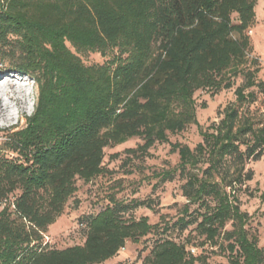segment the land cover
Masks as SVG:
<instances>
[{
    "label": "trees",
    "instance_id": "16d2710c",
    "mask_svg": "<svg viewBox=\"0 0 264 264\" xmlns=\"http://www.w3.org/2000/svg\"><path fill=\"white\" fill-rule=\"evenodd\" d=\"M255 3L0 0V63L37 87L24 124L0 130V264H101L149 234L155 237L139 264H207L206 255L187 249L190 239L165 236L190 226L198 245L217 247L228 264H264L238 198L253 176L249 162L264 153V121L249 108L251 88L264 93L247 35ZM89 52L106 59L84 64L81 55ZM238 76L244 81L235 102L203 128L194 94L229 89ZM190 125L201 137L193 147L169 141ZM133 137L142 142L128 155H144L155 143L177 154L175 167L156 174L160 182L181 181L185 202L176 219L151 224L132 215L137 207L153 209L151 198L110 195L100 211L82 217V244L43 245L77 180L106 174L105 149Z\"/></svg>",
    "mask_w": 264,
    "mask_h": 264
},
{
    "label": "rangeland",
    "instance_id": "374dc122",
    "mask_svg": "<svg viewBox=\"0 0 264 264\" xmlns=\"http://www.w3.org/2000/svg\"><path fill=\"white\" fill-rule=\"evenodd\" d=\"M254 11L255 22L247 30V35L251 47L250 54L259 62L260 69L256 79L260 80L264 79V0H256ZM81 59L84 64L90 65L100 64L106 57L89 52L82 54ZM4 74L10 78L12 75L18 77L27 95L21 104L22 108L18 112L12 111L14 113L12 118L7 120L0 118V130L22 126L24 117L32 113L37 96L36 83L31 77L11 70L5 63H0V76ZM243 81V77L238 76L234 78L233 85L229 89H222L217 93L199 90L194 94L196 118L203 128L211 121L219 120L218 109L235 102L234 90ZM251 89L256 91V99L249 108L254 112L256 119L264 121V93L257 92L256 88ZM202 103L205 107H201ZM7 104L12 106L9 101ZM200 138L196 125H190L182 132L170 135L169 141L193 147ZM141 142L139 137H133L122 144L105 149L104 164L108 172L87 183L77 180V191L66 202L63 213L43 233V245L62 249L82 244L85 239V225L82 223V217L100 211L108 203L110 195L125 202L151 198L153 209L137 207L132 210L134 217L145 215L151 224L161 223V221L162 223L172 222L176 219L185 202L179 189L181 181L174 178L172 181L160 182L156 174L175 167L178 156L170 150L168 143H155L144 155L134 156L125 153L126 149L135 148ZM116 152L118 157L110 158V155ZM248 167L253 170V176L238 192L240 209L250 215L246 227L249 232L257 235L258 244L264 251V199L261 196L264 193V153L259 160L249 162ZM192 227H188L183 232H178L176 229L170 230L165 236L179 242L190 239L191 243L187 245V249L190 252L194 249L192 252L194 255L199 253L206 255L207 264H228L223 252L217 247L207 244L198 245L201 238L195 235V232L191 230ZM154 237L153 234H149L138 243L127 241L115 256L101 264H139L148 254Z\"/></svg>",
    "mask_w": 264,
    "mask_h": 264
},
{
    "label": "bare ground",
    "instance_id": "6f19581e",
    "mask_svg": "<svg viewBox=\"0 0 264 264\" xmlns=\"http://www.w3.org/2000/svg\"><path fill=\"white\" fill-rule=\"evenodd\" d=\"M26 95V90L18 77L12 75L10 78L6 74L0 76V118L5 120L12 118L14 114L12 111L18 112L22 108L21 104ZM7 101L11 102L12 106H9Z\"/></svg>",
    "mask_w": 264,
    "mask_h": 264
},
{
    "label": "built area",
    "instance_id": "2783aa9c",
    "mask_svg": "<svg viewBox=\"0 0 264 264\" xmlns=\"http://www.w3.org/2000/svg\"><path fill=\"white\" fill-rule=\"evenodd\" d=\"M191 252H194V249H191Z\"/></svg>",
    "mask_w": 264,
    "mask_h": 264
}]
</instances>
